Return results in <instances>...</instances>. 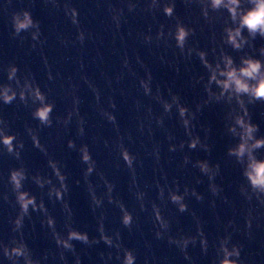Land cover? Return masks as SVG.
Returning <instances> with one entry per match:
<instances>
[{
    "label": "clouds",
    "instance_id": "1",
    "mask_svg": "<svg viewBox=\"0 0 264 264\" xmlns=\"http://www.w3.org/2000/svg\"><path fill=\"white\" fill-rule=\"evenodd\" d=\"M198 2L201 8V15L205 21H210L211 14L214 12H226L225 26L223 28V42L231 46L235 51H243L246 48H254V41L257 37L264 39V0H185L187 4ZM175 0H149L147 11H160L166 17L172 18L176 12ZM135 5L129 6V11H135ZM73 22H78V12L72 10ZM14 35L19 36L22 32L29 29H36L33 32V39H39V24L32 18L30 12L24 11L17 13L13 17ZM167 36L175 40L176 47L182 55L191 57L195 52L201 59L203 65L208 70V79L204 84L207 99L202 104H197L193 110L181 101V97L173 94L170 91V99H165L162 95L157 94L155 99L162 105L163 113L172 115L173 110L178 116V122L183 128L186 139L179 140L174 134H169L166 139L168 141L169 152L177 151L188 152L202 148L205 151L209 150V146L201 140L199 135L194 134V129L197 120V113L200 112L204 105L209 104L213 100L220 102L226 101L229 105L235 103L228 113L226 127L228 132L237 140V143L228 149V155L235 158L236 162L241 165V175L244 178L245 184L241 187V194L249 201L255 199L260 203H264V155H260L264 149V135H259V125L254 123L249 110V105L257 102H264V47L258 50V55L245 53L240 57L239 62L233 56L221 50V54L216 63L213 64L207 59V52L197 50L187 46V41L195 36V30L186 26L183 22L177 21L174 28H169ZM165 37V26L161 25L157 33V39ZM150 40L151 37H148ZM19 69L16 66H11L8 69L7 82L0 83V103L12 104L14 101H21L26 107L29 101L35 105L31 112L33 120L39 122V127H52L54 124L52 113L55 105L49 103L46 95L41 89L34 85L30 80L25 79L23 82L18 77ZM197 84L204 82V78L200 77L195 81ZM140 87L147 96H152L151 75L147 79L140 80ZM213 85L219 91L213 90ZM115 108V104L111 105ZM151 116V109L148 110ZM78 115V111L76 113ZM102 115L112 123L116 124L117 119L114 113L102 111ZM73 118V113H69L66 118L61 120L57 118L55 123L63 124L67 127ZM154 122L158 127L165 126V115L152 116L148 131L151 133V123ZM3 120H0V144H2L9 154L19 160L22 156L24 147L22 142H17L15 135L5 131ZM145 130L141 124V131ZM34 146L40 148L46 155L47 150L41 145L38 136L28 129ZM86 132L84 121L81 118L78 123V135L84 136ZM68 148L77 149L74 140L69 139ZM119 156L126 167L133 174L134 195L140 203L142 211H147L149 206L145 202L147 193L141 190L135 183V170L137 160L127 147L121 143L119 146ZM80 153V158L84 169V182L87 185V192L91 197L93 211L102 208L105 199L108 203L116 205L121 215V223L128 230H132L135 217L129 211L122 200L115 195V185L109 181L102 171H98L97 161L93 158L89 146L81 145L77 149ZM156 159H159V150H154L153 153ZM49 167L52 169V174L45 177L40 173L30 176L27 169L24 167H16L10 170L8 183L11 187L12 196L19 212L12 220V231L18 234L19 238H13L11 243H0V252L3 254V259H0V264L8 261V264H47L48 255L44 254L40 259L33 256L32 250L28 246L23 235L25 218L29 217L31 211H41L47 215V208L44 201L37 200V197L30 191L25 190V182L31 179L40 189L47 188V195L50 199L60 201L64 205L65 211L71 216V209L68 206L65 197L69 192L68 177L62 170L59 161L50 158L48 161ZM189 165L199 170V172L208 177L210 181L209 187L212 193L218 194L219 189L213 182L219 171V166H212L208 160H193L191 155L185 152L183 156L182 167L187 168ZM96 174L103 181V186L106 191L102 194L97 193V186L91 180V177ZM54 177V179H53ZM58 182V183H57ZM79 183V181H78ZM196 183H201L197 179ZM195 197L198 201L204 197L196 188L184 186L181 190V185L175 183L170 187H159L158 202H151V214L153 216V224L155 225L154 236L157 240H166L169 246H174L184 254V259L191 264V257L188 255L190 246L200 245L201 250L207 254L208 239L200 228L195 235L177 233L172 234V226L169 220L165 217L162 201L175 205L176 209L182 214L189 211L188 198ZM8 199V197H5ZM47 226L52 229L53 238L57 249L59 250V258L65 259L64 253L72 251L75 254V244L78 241L85 245L92 246L103 242L108 248L115 250V255L109 252L107 256L101 254L104 264H111L115 259L119 264H137V255L129 248L121 246L120 232L109 234L103 224V217L98 228L99 236L90 237L87 232H81L71 225L68 226L66 235H61L55 229V220L50 215H47ZM247 227H252L251 217L246 221ZM230 237L224 238L220 243V252L222 258L219 264H240L241 248L237 245H232ZM75 264H81L79 256H76ZM145 264H148L146 260Z\"/></svg>",
    "mask_w": 264,
    "mask_h": 264
},
{
    "label": "water",
    "instance_id": "2",
    "mask_svg": "<svg viewBox=\"0 0 264 264\" xmlns=\"http://www.w3.org/2000/svg\"><path fill=\"white\" fill-rule=\"evenodd\" d=\"M11 66L18 67V77L22 82L27 79L38 86L46 95L48 102L53 103L55 108L52 113L53 126L39 127V122L33 120L31 116L35 108L31 101L27 107L19 100L7 105L0 103V120L4 121L2 126L6 132L16 136L18 143L22 142L24 145L22 156L17 160L0 144V243L9 244L13 238H19L18 234L12 231L11 222L19 212V208L8 183L10 170L24 167L30 176L40 173L47 177L52 174L48 161L53 158L60 162L62 170L68 177L69 192L65 200L71 209V216L69 217L60 201L48 197L47 188L40 189L31 179L25 182L24 188L35 195L38 201L41 199L44 201L47 215L55 220L57 232L66 235L68 226L71 225L81 232H87L90 237H98V228L103 217L105 229L109 234L120 232L121 246L131 249L137 255V264H145L146 260L148 264H190L177 248L169 246L166 240L155 238L151 206L148 204L147 211L141 210L134 190L108 164L86 134L78 135V122L75 118H72L67 127L62 123H55L57 118L63 120L71 112L33 56L0 19V83L7 82L8 69ZM29 128L38 136L41 145L47 150V155L34 146ZM69 139L75 141L77 149L83 144L89 146L93 158L97 161L98 171H102L105 177L115 185V195L123 201L135 217L131 231L121 223L122 213L119 208L108 203L107 199L102 208L93 211L91 197L84 182L86 165L82 163L77 149L68 148ZM91 180L96 184L98 194L106 191L98 175L94 174ZM47 215L41 211H31L30 216L24 221V239L32 250L34 258L40 259L47 254V264H75L78 255L81 264H104L101 258L102 253L104 256H107L109 252L115 255V250L108 248L103 242L88 246L76 241L74 242L75 254L67 251L64 253L65 259L61 260L52 229L46 224ZM169 222L172 226V234H190L171 221ZM188 255L191 257V264H219L222 258L220 249L210 243H208L207 254L197 244L189 247ZM0 259H3L2 252H0ZM4 264H8V261L5 260ZM111 264H119V262L113 259ZM240 264L246 263L240 260Z\"/></svg>",
    "mask_w": 264,
    "mask_h": 264
}]
</instances>
